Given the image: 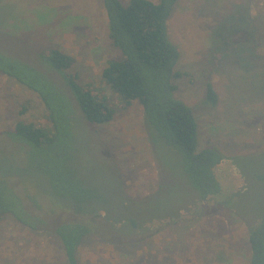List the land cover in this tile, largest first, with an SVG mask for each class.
Instances as JSON below:
<instances>
[{
	"label": "rangeland",
	"instance_id": "1",
	"mask_svg": "<svg viewBox=\"0 0 264 264\" xmlns=\"http://www.w3.org/2000/svg\"><path fill=\"white\" fill-rule=\"evenodd\" d=\"M167 26L185 74L176 96L198 122L199 150L222 154L220 191L198 199L181 154L151 141L138 102L106 125L79 114L73 168L103 197L91 207L100 216L83 218L97 235L81 248V264H250L248 232L264 217V0H180ZM54 49L74 58L70 72L81 84H100L109 60L121 58L102 0H0V50L38 67L73 99L63 76L43 61ZM210 85L216 104L207 99ZM31 99V119L38 121L40 100L0 74V156L29 207L37 196L48 226L0 220V264H65L50 232L77 217L43 194L42 173L9 135Z\"/></svg>",
	"mask_w": 264,
	"mask_h": 264
},
{
	"label": "trees",
	"instance_id": "2",
	"mask_svg": "<svg viewBox=\"0 0 264 264\" xmlns=\"http://www.w3.org/2000/svg\"><path fill=\"white\" fill-rule=\"evenodd\" d=\"M178 1L130 0L124 5L121 0H102L109 37L121 58L109 60L98 85H83L71 74L74 58L68 53L54 49L42 56L49 69L63 76L73 99L38 67L0 50V74L32 92L42 104L38 121L31 119L34 100L23 105L9 135L26 146V159L42 173L47 189L43 194L77 217L59 223L50 232L61 244L65 264H81V248L97 235L94 226L83 218L99 217V212L92 215L91 207L103 201L102 195L85 185L73 168L79 114L92 125H106L119 110L138 102L151 141L173 147L181 154L183 174L198 199L206 200L220 191L216 167L222 161L221 151L199 150L198 122L192 109L176 96V81L185 74L179 70L180 52L168 38L167 22ZM108 90L112 97L106 93ZM207 99L217 103L211 85ZM12 161L9 166L13 169L17 163ZM14 178L6 172L0 156V220L10 217L32 230L47 227V220L38 214L41 205L37 196L30 197L34 208L29 207L12 187L10 181ZM132 225L133 229L139 228L138 224ZM248 244L250 264H264V217L257 227L250 228Z\"/></svg>",
	"mask_w": 264,
	"mask_h": 264
}]
</instances>
